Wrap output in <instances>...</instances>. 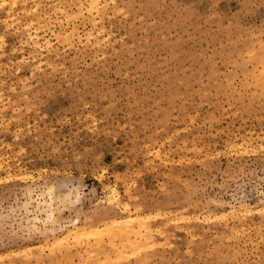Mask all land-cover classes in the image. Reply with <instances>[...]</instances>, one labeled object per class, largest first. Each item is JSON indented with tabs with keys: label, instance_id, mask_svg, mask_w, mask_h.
Segmentation results:
<instances>
[{
	"label": "rangeland",
	"instance_id": "1",
	"mask_svg": "<svg viewBox=\"0 0 264 264\" xmlns=\"http://www.w3.org/2000/svg\"><path fill=\"white\" fill-rule=\"evenodd\" d=\"M97 1L0 0V264H264V0Z\"/></svg>",
	"mask_w": 264,
	"mask_h": 264
},
{
	"label": "bare ground",
	"instance_id": "2",
	"mask_svg": "<svg viewBox=\"0 0 264 264\" xmlns=\"http://www.w3.org/2000/svg\"><path fill=\"white\" fill-rule=\"evenodd\" d=\"M85 1V4H86V6H88L90 9H92V8H97L98 7V1L97 0H84ZM15 3V2H14ZM81 3V2H80ZM83 3V2H82ZM87 7V8H88ZM93 10V9H92ZM74 34V33H73ZM28 36V35H27ZM29 37V36H28ZM37 46V45H36ZM41 46V45H40ZM50 188V187H49ZM75 189H77L76 187H72V188H65L63 191H62V194L60 195V196H62L63 198H64V200H66V198H70V195L72 194V192L73 193H75V194H77V192H74V190ZM49 191V190H48ZM51 191V190H50ZM77 191V190H76ZM52 193V192H51ZM112 197L113 198H115L116 197V192L114 191V190H112ZM75 196V195H74ZM73 196V194H72V198L74 197ZM52 197H53V195H52ZM55 197H57V196H55ZM55 197H54V200H55ZM58 198V197H57ZM61 198V197H60ZM75 198H76V196H75ZM51 199V198H50ZM52 200V199H51ZM50 200V201H51ZM69 201L68 202H70V200L71 199H68ZM75 200V199H74ZM53 201V200H52ZM59 201V200H58ZM61 202V201H60ZM117 203V202H116ZM51 204V203H50ZM47 206H49V204L47 203ZM50 207V206H49ZM48 207V209H51V208H49ZM264 207V206H263ZM47 208V207H46ZM243 209L244 210H247V207L245 206V207H243ZM46 213H47V215H46V218L47 217H52V211L51 210H47L46 211ZM130 217V216H129ZM33 218L34 219H36L37 217H35V216H33ZM125 218V221L126 222H124L123 224H120L119 222H117L118 221V218L115 220V219H113V221L115 220V224L116 225H114V226H110V225H104L105 227H103L102 228V231H97L95 228H89L88 227V229L85 227V226H83V225H81V226H76L75 227V229H76V231H74V232H72V231H70V232H72L73 234V236H71L72 238H74V240L76 239V241L78 240V237H80L81 235L82 236H84L85 238H87V236L89 237H91V236H93V238L92 239H94L95 238V240L96 241H98V238L97 237H99V236H101L103 233L105 234L104 236H106L107 235V238H109V240H111L110 238H114V236L115 235H117V236H119L120 238H122L123 239V242L124 241H129V239H131L130 241H129V243L127 242V244L128 245H132V244H134L135 246H136V244H139V241L141 240V235H143L142 234V231L145 229V232L147 231L148 233L147 234H150V230H149V226L146 224V223H143L142 221H144V220H141V222L140 223H137V227H134L133 225H130L129 224V221L127 222V220L129 219L128 217H124ZM123 218V219H124ZM128 218V219H127ZM132 218V217H131ZM127 219V220H126ZM112 220V219H111ZM135 220V221H134ZM133 220V222H136V219H134ZM138 221V220H137ZM111 222V221H110ZM122 222H123V220H122ZM113 223V222H112ZM119 223V224H118ZM105 224V223H104ZM108 224V223H107ZM111 224V223H110ZM114 224V223H113ZM118 224V225H117ZM131 224H134V223H132L131 222ZM135 225V224H134ZM72 230V229H71ZM67 231V235L69 234V231L68 230H66ZM76 233V234H75ZM144 233V232H143ZM84 234V235H83ZM130 234V236H131V238H128V235ZM65 235H66V233H65ZM75 236V237H74ZM77 236V237H76ZM81 236V237H82ZM122 236V237H121ZM125 236H127V237H125ZM65 237V236H64ZM116 237V236H115ZM145 237H146V235H145ZM97 238V239H96ZM101 238V237H100ZM117 238V237H116ZM119 238V239H120ZM126 238V239H125ZM127 238H128V240H127ZM152 238V237H151ZM150 238V236L149 237H147V239H151ZM46 239V238H45ZM88 239V238H87ZM122 239H120V241L122 240ZM146 240V239H145ZM66 241V240H65ZM80 241H81V239H80ZM119 241V242H120ZM144 241V240H143ZM147 241V240H146ZM148 242H149V240H148ZM64 243V242H63ZM91 244V243H90ZM98 245V244H97ZM121 245H123V244H121ZM120 245V246H121ZM127 245V246H128ZM133 246V245H132ZM142 247V246H141ZM60 248V247H59ZM62 248V247H61ZM127 248V247H126ZM64 249H65V247H64ZM63 249V250H64ZM59 250V249H58ZM124 251V250H123ZM87 252V251H86ZM91 252V251H90ZM96 252V251H95ZM63 253V252H62ZM121 254V253H120ZM38 255V254H37ZM39 256V255H38ZM122 256V255H121ZM112 258V257H111ZM115 258V257H114ZM117 258V257H116ZM90 259V258H89ZM100 260V259H99ZM110 263H111V261H110Z\"/></svg>",
	"mask_w": 264,
	"mask_h": 264
}]
</instances>
